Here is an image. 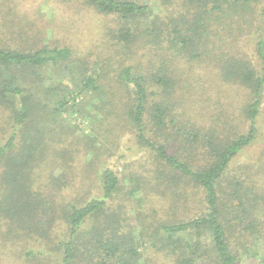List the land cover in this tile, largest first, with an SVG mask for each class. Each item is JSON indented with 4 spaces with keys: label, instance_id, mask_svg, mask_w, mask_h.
Masks as SVG:
<instances>
[{
    "label": "trees",
    "instance_id": "obj_1",
    "mask_svg": "<svg viewBox=\"0 0 264 264\" xmlns=\"http://www.w3.org/2000/svg\"><path fill=\"white\" fill-rule=\"evenodd\" d=\"M85 1L115 18L117 27L109 32L122 42L126 61L145 51L157 60L147 65L137 58L135 63L113 61L111 68L98 64L99 71L89 73L69 46L25 48L0 40V105H6L13 120L12 132L0 144V221L35 217L48 238L61 210L65 237L52 239L58 264H146L139 250L144 236L171 264H237L243 253L255 255L249 236L256 241L262 234L264 147L251 162L234 160L256 138L264 101V0ZM150 1L158 8L154 15ZM106 78L126 92L122 122L150 151L155 179H163L161 195L178 197L165 202L174 209L180 205L178 184L184 186L183 195L187 186L193 190L196 208L187 218L127 228L122 193L132 196L147 189V199L151 183L145 176L134 177L136 185L123 191L110 168L101 173V197L82 205L65 201L60 210L55 194L50 199L37 184L36 169L52 153L48 136L55 129H48V119L63 112L84 114L80 102L85 94L98 96L95 111L103 108ZM192 99L208 101L205 112L219 122L205 127L191 118ZM229 100L235 111L230 112ZM108 114L99 120L100 129ZM236 119L231 134H219ZM177 120L181 126L170 131ZM178 137L184 141L181 151L170 150ZM26 255L37 257L31 248Z\"/></svg>",
    "mask_w": 264,
    "mask_h": 264
},
{
    "label": "rangeland",
    "instance_id": "obj_2",
    "mask_svg": "<svg viewBox=\"0 0 264 264\" xmlns=\"http://www.w3.org/2000/svg\"><path fill=\"white\" fill-rule=\"evenodd\" d=\"M153 3L150 1L151 13L154 15L158 8ZM160 14L165 15L159 11L158 15ZM116 27L117 23L112 15L96 12L85 0H0V40L5 43L13 46L23 45L25 48L42 45L69 46L75 58L85 62L89 73L94 70L99 71L96 66L98 64H106L111 68L109 63L113 61L135 63L140 60L143 65H147L149 60H157L154 53L145 51L133 57L132 60L126 61L122 42L109 32ZM108 71L112 72L111 69ZM113 82L116 81L111 78L103 80L108 100L103 108L95 111L94 104L98 103V96L85 94L82 95V102H80L84 107V114H78L76 111L63 112L58 118L48 119V129H55L48 136L52 153L48 154L36 169L37 184L50 199V193L55 194L57 209L60 210L59 207H63L65 201L82 205L92 198L101 197L103 194L101 173L105 168H110L120 177L123 191L131 190L136 185L134 177L145 176V179L151 183L148 186L150 195L147 199H144L147 189L139 190L132 196L127 194L125 196L122 193L119 200L125 204L122 209V218L127 228L139 227L143 222L148 227L160 220L187 218L191 215L193 208H196L193 190L187 186V193L183 195L184 186L178 184L176 192L182 194L179 197L182 200L176 209L168 204L170 200L178 199L176 195H161L163 179H155V164L151 162L150 151L138 145L135 133L124 126L122 111L127 95L120 85L115 83L116 87ZM43 84L45 87L49 86V80L44 79ZM36 89L41 90V86L37 84ZM76 101L78 102V97ZM192 101L193 105L188 106V115L191 118L197 119L205 127L219 122L205 112L208 101H205L206 104L199 99H192ZM83 102L88 105L85 107ZM229 103L230 112L235 111V102L229 100ZM97 106L100 107L99 104ZM211 108L220 109L216 108V105H212ZM106 112L109 113V117L100 129L98 122L105 120ZM221 114L222 119H225L224 114L222 112ZM10 115L6 105L1 104L0 144H3L12 132L13 120ZM218 115L220 116L219 113ZM237 122L238 119L234 121L232 128L229 123L221 128L220 123L219 128L222 133L219 134H231ZM175 125L176 127H171L170 131L175 132L181 123L177 120ZM256 125L258 128L256 138L237 155L234 164L257 159L264 147V101L257 116ZM56 128H58L57 131ZM57 141L60 142L57 143ZM183 142L181 137H178L175 142H172L170 150L180 152ZM54 147L58 149V153L53 152ZM111 200L108 201L113 202ZM111 205L116 206L113 203ZM58 213L55 224L48 230V238L42 233L44 228L41 230V222H38L35 217L13 224L2 219L0 221V264H58L52 239L57 241L64 238L66 227L61 218V210ZM45 227L47 228V224ZM260 229L262 234L258 236L261 238L254 241L253 237L249 236V245L256 254L249 256L243 253L237 264H264V221ZM248 234L251 233L248 232ZM146 240L147 237L144 236L141 240L142 246L139 247L146 264H171L162 251L151 247ZM204 240L207 239L204 238ZM244 243L248 246L247 242L244 241ZM30 248L37 257L29 258L26 255Z\"/></svg>",
    "mask_w": 264,
    "mask_h": 264
}]
</instances>
